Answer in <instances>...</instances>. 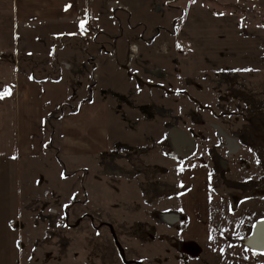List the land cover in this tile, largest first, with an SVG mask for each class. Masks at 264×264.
Returning <instances> with one entry per match:
<instances>
[{
  "label": "rangeland",
  "instance_id": "1",
  "mask_svg": "<svg viewBox=\"0 0 264 264\" xmlns=\"http://www.w3.org/2000/svg\"><path fill=\"white\" fill-rule=\"evenodd\" d=\"M16 4L0 0V161L10 156L0 189L15 190L0 201L16 202L12 220L0 219L1 231L13 229L0 236L13 251L8 263L260 264L236 241L264 216V0H81L75 39L53 32L58 24H25ZM65 39L81 41L67 57ZM30 54L44 73L68 70L80 104L106 101L109 144L66 157L50 143L21 178L14 63ZM173 126L195 138V150H177ZM226 136L241 149L229 152ZM167 212L181 215L172 222ZM205 232L224 235L222 247Z\"/></svg>",
  "mask_w": 264,
  "mask_h": 264
},
{
  "label": "crops",
  "instance_id": "2",
  "mask_svg": "<svg viewBox=\"0 0 264 264\" xmlns=\"http://www.w3.org/2000/svg\"><path fill=\"white\" fill-rule=\"evenodd\" d=\"M14 1L17 2L16 5H18V13L21 14L22 12V15L20 16H22L25 24L29 25L42 22L44 24H58L60 30L58 32H53L67 35V37L70 35L73 39H75V34L77 32L75 26L77 24H82L86 19L84 14L86 8L82 9L81 7L83 6L79 4L81 0ZM62 26H68L69 28H62ZM36 32L37 31L31 29L26 36L27 39H32L31 34H35ZM52 35L53 37L55 36V34ZM80 42L81 41H79L76 46V42H69L65 39V43L61 46V49L63 50L62 55L67 57V55L73 54L75 49H79ZM28 44L34 49L32 54H35L39 47L30 42H28ZM51 44L50 47L52 49L54 47V42ZM83 48H85V46ZM32 54L23 60L18 61L16 59V65L14 63V72L16 75L14 83L16 88L14 89L13 97V124L17 150H15L16 152H13L15 156L12 158L15 159V163H18L16 172L21 178L23 177V163L27 160H32L33 158L35 160H40L41 157L46 156L47 153H49L48 146H50V143H54L55 148L57 147L58 151L56 152L60 153L62 151L66 157H69L71 153L74 155L96 154L101 152L102 149L109 144V119L107 115V105L105 103L106 101L99 99L84 102L83 100L80 104V101L78 100L80 93L75 91L76 89L64 79L65 74L69 73L68 70L63 69L62 71L60 70L59 73L58 69L53 68V66L48 72L45 71L44 73L39 70L38 66V64L43 63L41 62L42 59L36 55L31 56ZM45 55L48 56V53H45ZM66 57H64V59L62 58V61H60L67 69H69L71 62L65 60ZM47 61L50 63L49 60ZM54 72H57V78L53 77ZM3 74L4 71L0 70V80H3ZM60 76L63 77L60 78ZM75 98H77V100L74 102ZM0 101V108H4L5 102L2 100ZM234 139L238 145L239 142L236 138ZM232 145L234 144L231 141H228L227 148L231 153L241 149V146H239L236 151H233L230 147ZM5 157H7V159L4 158V160H1L0 164L5 162V160H9L8 157L10 156L6 155ZM223 163L225 166L227 165L226 161ZM16 172H14V176L16 175ZM195 173L196 172H193L190 175L187 174L186 181H190L191 176ZM0 191H2L0 192V197L4 201L5 199H8L9 195L15 190H13L12 186H9L8 189H0ZM206 192L208 193L207 188ZM2 200L0 201V207H2L0 208V219L12 220V217L10 218V216L12 214L14 216L16 212V202L11 199L8 201V206L5 205L3 207ZM169 214H174L175 217H167ZM180 215L181 213H166V217L171 219L172 222L179 219ZM259 218L254 220L249 232L239 236L236 243H239V239H241L242 244H244L245 248L243 247L241 251H239L241 256H244L247 252L256 257L257 253H259L258 260L260 259V264H264V250H255L244 242V239L252 233L254 224ZM12 231L13 229L11 226L8 228V225H5V227H2V231L0 230V236L2 235L3 238L5 236L10 237ZM204 236L209 242V245H211V239L215 240V245L211 246L217 248L222 247L223 240L225 239L224 235L219 238L209 232H205ZM259 237L261 238L260 235ZM3 240H5V238ZM10 248L11 247L4 242L0 243V264H9L6 260L7 257L12 256L13 258V251ZM247 250L252 251V253H249ZM203 251L204 247L199 245V248L197 249V252L200 255L199 257L203 256ZM205 256L208 257L207 255ZM205 262L206 264L207 262L210 263V261L205 259L204 262H199L198 264H203ZM238 262L239 260H236L233 261L232 264H239Z\"/></svg>",
  "mask_w": 264,
  "mask_h": 264
},
{
  "label": "water",
  "instance_id": "3",
  "mask_svg": "<svg viewBox=\"0 0 264 264\" xmlns=\"http://www.w3.org/2000/svg\"><path fill=\"white\" fill-rule=\"evenodd\" d=\"M169 134L171 136L170 138H171L172 143L176 146V148L179 152H183V148L186 145H188L191 150H195V148L197 146V142H196L195 138L193 136H191L186 129H183V128L178 127V126H173L169 129ZM229 140L233 144H237L233 137L229 136ZM167 217L173 218V217H175V215L169 214V215H167ZM263 225H264V217H261L255 222L252 233L244 239V242L248 246L254 248L255 250H264V240L262 242L256 244V237L258 236V234L260 232V228ZM122 256L125 259L124 253H122Z\"/></svg>",
  "mask_w": 264,
  "mask_h": 264
},
{
  "label": "bare ground",
  "instance_id": "4",
  "mask_svg": "<svg viewBox=\"0 0 264 264\" xmlns=\"http://www.w3.org/2000/svg\"><path fill=\"white\" fill-rule=\"evenodd\" d=\"M133 51H136V48H133ZM259 235L261 236V238L259 237ZM263 240H264V225L260 228V232L256 237V244L262 242Z\"/></svg>",
  "mask_w": 264,
  "mask_h": 264
},
{
  "label": "flooded vegetation",
  "instance_id": "5",
  "mask_svg": "<svg viewBox=\"0 0 264 264\" xmlns=\"http://www.w3.org/2000/svg\"><path fill=\"white\" fill-rule=\"evenodd\" d=\"M226 138H227V141H230L227 136H226ZM239 146H242L240 142H239L238 145L237 144H234V145H232L230 147L232 148L231 150L236 151L239 148Z\"/></svg>",
  "mask_w": 264,
  "mask_h": 264
},
{
  "label": "snow or ice",
  "instance_id": "6",
  "mask_svg": "<svg viewBox=\"0 0 264 264\" xmlns=\"http://www.w3.org/2000/svg\"><path fill=\"white\" fill-rule=\"evenodd\" d=\"M83 23H84V22H82L81 27H83ZM9 94H10V92H9ZM0 98H2V94H0Z\"/></svg>",
  "mask_w": 264,
  "mask_h": 264
}]
</instances>
